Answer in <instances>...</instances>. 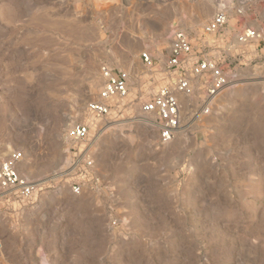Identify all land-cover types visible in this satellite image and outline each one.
<instances>
[{"label":"rangeland","instance_id":"rangeland-1","mask_svg":"<svg viewBox=\"0 0 264 264\" xmlns=\"http://www.w3.org/2000/svg\"><path fill=\"white\" fill-rule=\"evenodd\" d=\"M221 9L232 40L264 29V0H0V160L24 151L19 172L36 186L32 203L0 191V264H264V46L168 142L136 98L165 83L173 27L195 37ZM102 64L132 84L130 108L92 145V184L67 131Z\"/></svg>","mask_w":264,"mask_h":264},{"label":"built area","instance_id":"built-area-1","mask_svg":"<svg viewBox=\"0 0 264 264\" xmlns=\"http://www.w3.org/2000/svg\"><path fill=\"white\" fill-rule=\"evenodd\" d=\"M238 12L242 14L243 8H239ZM228 23L229 13L221 9L200 28L195 37L177 25L173 27L169 52L162 60V80L165 83L155 92L136 97L140 113L153 119L160 142L172 140L184 124L211 113L215 99L244 79L240 65L241 57H244L242 53L247 51L245 49L249 45H255V48L264 46L262 27L244 26L232 40L223 34ZM142 58L148 66H153L154 58L149 52H143ZM253 60L255 58L251 56L249 61ZM100 72L103 85L87 103L84 120L74 123L67 131L74 144V157L83 162L80 174L92 184L99 182L94 171L92 145L111 124L119 121V113L123 114L130 108L127 98L132 84L131 73L127 70L115 71L110 65L102 64ZM197 92V105L188 103L186 99L189 100ZM187 108L190 111H186ZM24 158V151L12 150L0 160V191L32 203L36 186L19 172ZM84 185V180H75L72 183L73 192L80 194Z\"/></svg>","mask_w":264,"mask_h":264}]
</instances>
